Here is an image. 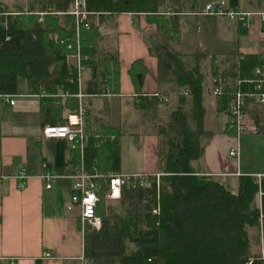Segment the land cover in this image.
<instances>
[{
  "label": "trees",
  "instance_id": "trees-1",
  "mask_svg": "<svg viewBox=\"0 0 264 264\" xmlns=\"http://www.w3.org/2000/svg\"><path fill=\"white\" fill-rule=\"evenodd\" d=\"M229 1L238 8L239 0ZM45 3L42 20L32 7L5 14L0 21V93L17 92L18 78L24 76L30 92L43 95V125L62 123L65 108H78L80 71L69 56L79 50L82 63L89 62L97 52L100 34L93 14L77 23L69 12L73 0ZM146 4L149 0H86L87 9L99 12L102 20L109 12L137 10ZM157 48L161 76L174 72L180 84L188 85L190 94L179 96L163 129L158 177L149 175L146 185L125 183L116 208L107 204L105 176L121 171V129L95 119L94 131L82 148L79 144L72 148L65 138L55 143L56 169L75 173L83 166L89 173L105 175L95 178L96 213L102 225L100 229L86 227L87 258L91 264H264L252 253L249 234L250 228L258 235L263 229L264 234V175H239L233 191L198 169L211 134L204 123L199 68L186 65L180 53ZM263 62L255 53L245 54L238 65L223 70L222 74L235 80L220 93V107L226 108L236 90L264 91V74L254 72ZM137 77L143 80L141 74ZM60 94L66 96L63 103ZM263 112L261 108L253 116L259 126ZM225 130L236 133L228 126Z\"/></svg>",
  "mask_w": 264,
  "mask_h": 264
},
{
  "label": "crops",
  "instance_id": "crops-1",
  "mask_svg": "<svg viewBox=\"0 0 264 264\" xmlns=\"http://www.w3.org/2000/svg\"><path fill=\"white\" fill-rule=\"evenodd\" d=\"M46 1L49 0H0V21L5 14L32 7L43 19ZM213 1L217 0H149L137 10L105 14L97 52L80 71L76 95L78 108H85L87 139L94 131L95 119H101L121 129L120 145L127 134L135 145L151 148L148 159L144 155L145 162L159 157L165 142L163 129L179 103L177 95L190 94L188 85L180 84L174 72L161 76L157 47L180 53L186 65L199 68L205 108V93L209 94V113L207 116L206 108L204 123L206 127L207 118L206 129L211 134L204 143L203 162L197 167L234 191L235 186L230 188L226 178L241 174L263 176L264 171L255 172L248 165L250 170L243 171L242 161L229 154L236 141L235 134L225 130L231 101L225 109L220 107L221 94L213 92L212 78L221 74L226 78L225 88L230 87L235 78L222 74L224 69L238 65L245 54L255 53L264 60V0H239L237 9L254 13L247 23L231 20L225 14L204 13L206 4ZM224 3L225 8H234L229 0ZM75 60L69 56L70 62ZM42 96L30 92L24 76L18 78L17 92L0 96V175L9 176L0 181V264H91L79 207L68 209L75 179L55 178L47 187L41 176L44 163L58 172L71 173L54 166V146L59 138L43 134ZM60 96L63 103L66 96ZM170 102L174 106L165 109ZM261 108L264 104L251 99L248 113L256 124L253 116ZM69 112L64 109L65 118ZM223 115L226 119L221 129L214 128ZM258 123L261 130L255 133L264 134L262 116ZM21 169L27 173L23 188H19L16 177ZM144 170L135 173L147 175L148 179L149 175L160 174L155 165L149 164ZM259 196L262 197L260 193ZM112 205L117 208L118 203Z\"/></svg>",
  "mask_w": 264,
  "mask_h": 264
},
{
  "label": "built area",
  "instance_id": "built-area-1",
  "mask_svg": "<svg viewBox=\"0 0 264 264\" xmlns=\"http://www.w3.org/2000/svg\"><path fill=\"white\" fill-rule=\"evenodd\" d=\"M224 0L215 1L207 3L204 13L210 14H225L229 19L234 21H239L242 23H247L248 19L254 14L249 11H242L235 8H225ZM73 13L77 18V23L88 19L91 14L95 16V22L98 27V31L104 30V24L98 13L89 11L86 7V0H73L72 8L69 11ZM42 20V17L40 18ZM75 60V64L78 70L81 71L84 68L82 63V55L78 50L77 54L72 55ZM255 74H264V62L262 65H258L254 70ZM213 81V92L215 94H220L225 89L226 78L217 74L212 78ZM261 85H257V89H260ZM8 96V94L0 93V96ZM81 96V94H79ZM256 98L261 104H264V91L257 92H243L241 90H236L233 94L231 104L229 107V120L227 126L236 131L235 137L236 141L229 150V154L233 157L239 156V136L245 132H257L259 127L253 122L252 118L248 113L247 99ZM14 100H11L13 102ZM84 116L85 108L80 106L78 110L71 111L67 114L66 119L62 123L57 124H46L43 127V134L45 137H55V138H65L69 141L71 147H75L77 144L83 145L87 140V135L84 130ZM44 171L42 173V179L47 183V187H51V181L55 178L63 176H71L75 179L74 182V192L71 197V203L68 205V209L72 210L75 206L79 207V217L81 219L83 233L86 230V225L91 226L95 229H100L102 225V217L96 213V204L99 200V196L96 191L95 178L97 174L89 173L83 168L78 172L72 173H61L50 167L47 163L43 164ZM19 179L18 186L23 188L25 186V179L27 178V173L25 169H21L17 176ZM258 177H262L259 174ZM8 175H0V181L8 179ZM148 176L138 173L125 174L123 172H112L105 177V182L107 185L106 196L109 199H119L122 194V187L125 183L129 181H139L141 184L148 183ZM263 196V192H260ZM263 234V229H261ZM264 235V234H263ZM264 262V253L260 255ZM247 264H252L249 261Z\"/></svg>",
  "mask_w": 264,
  "mask_h": 264
},
{
  "label": "rangeland",
  "instance_id": "rangeland-1",
  "mask_svg": "<svg viewBox=\"0 0 264 264\" xmlns=\"http://www.w3.org/2000/svg\"><path fill=\"white\" fill-rule=\"evenodd\" d=\"M220 1V0H217ZM215 2V1H213ZM202 5H200V8ZM110 21H113L110 19ZM109 21V22H110ZM190 29V27H189ZM100 35V34H99ZM158 49V48H157ZM95 55V54H94ZM93 55V56H94ZM23 78V77H21ZM181 94L177 95L178 98ZM208 93H205V104L207 108V116L209 113V107H208ZM173 103L170 102L165 109L170 110L173 107ZM208 118H212V115H209ZM226 116H220L219 117V123L215 125L214 128H220L223 126L225 122ZM262 119H264V114L262 115ZM209 125L207 124V118H206V127ZM223 132V131H222ZM242 146V148H241ZM121 148H122V162H121V171L125 174H133L135 172L138 173H144V168L151 164L155 165L156 168L160 169V159L158 156L152 157L151 160L145 162V156L147 154V159L148 155L152 154V149L149 148L148 146H139L134 144V140L126 134V136L123 135L122 141H121ZM153 147V151H154ZM234 158V157H232ZM238 161H242L243 167L242 170H250L248 169L247 165L253 168L255 172L257 171H264V134L263 133H255V132H245L242 133L239 136V156L237 157ZM203 162L200 161L199 163L201 164ZM253 167H252V166ZM256 174V173H254ZM226 177V176H223ZM227 182H229V187L232 188V186H235L236 189V184L238 183V178L236 176H229ZM222 181V180H221ZM234 189V190H235ZM118 203V199H109L107 198V204L112 205ZM261 231V230H260ZM251 238H252V253L254 254H261L263 255L264 253V236L262 233H257L256 230L253 228L250 230ZM261 234V236H260Z\"/></svg>",
  "mask_w": 264,
  "mask_h": 264
}]
</instances>
